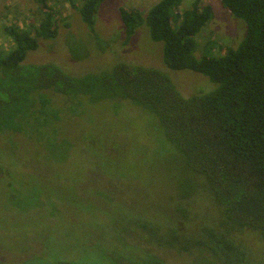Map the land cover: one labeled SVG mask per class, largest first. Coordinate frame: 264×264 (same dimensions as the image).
I'll return each mask as SVG.
<instances>
[{"label":"trees","instance_id":"trees-1","mask_svg":"<svg viewBox=\"0 0 264 264\" xmlns=\"http://www.w3.org/2000/svg\"><path fill=\"white\" fill-rule=\"evenodd\" d=\"M35 1L43 12L37 25L5 27L13 46L0 52V148L3 140L15 148L42 140L43 134L47 140L46 128L65 117V106L108 101L123 109L141 107L156 117L160 146L177 166L165 184L172 195L168 220L148 211L135 214L129 224L128 242L146 256L134 264H173L143 243L179 258L190 255L191 264H264V0H220L246 27L239 44L220 54H195L196 36L213 17L211 6L200 0L182 9V0H159L145 13L120 8L121 46L144 24L151 39L162 43L164 68L120 56L78 73L55 62H27L42 40L59 36L53 0ZM102 1L69 0L98 41L95 14ZM184 70L208 77L213 85L183 95L170 71ZM6 169L0 166V174ZM138 174L132 169L118 177L140 183ZM154 182L144 180L146 186ZM108 190L120 200L115 189ZM201 205L212 211H202ZM115 258L128 264L127 258Z\"/></svg>","mask_w":264,"mask_h":264},{"label":"rangeland","instance_id":"rangeland-1","mask_svg":"<svg viewBox=\"0 0 264 264\" xmlns=\"http://www.w3.org/2000/svg\"><path fill=\"white\" fill-rule=\"evenodd\" d=\"M158 1L103 0L95 14L98 41L93 40L69 0H53L59 36L42 40L26 60L55 62L72 73L96 69V65L110 64L120 56L164 68L162 43L151 39L144 24L127 45L120 44L124 25L119 9L145 13ZM193 1L182 0L180 9L189 8ZM200 1L211 6L213 17L196 36L195 54H220L238 45L246 33L244 22L231 15L220 0ZM42 17L35 0H0V52L13 46L6 26L30 28ZM170 77L183 95L213 85L208 77L190 70L170 71ZM67 108L63 119L46 128L47 140L43 134L42 140L36 138L16 148L3 140L0 166L7 171L0 174V264H17L23 258L19 264H56L59 260L120 263L118 258L111 260L114 254L127 258L128 264L144 260L142 249L129 243V224L135 214L146 215L148 211L162 221L168 220L172 195L165 184L168 171L177 166L160 146L162 135L156 117L141 107L123 109L108 101ZM116 126L121 131L118 135ZM132 169L139 170L140 183L118 177ZM153 179L156 182L151 185L144 184V180ZM108 189H115L120 200ZM200 208L212 211L210 206L209 210L205 205ZM143 244L173 264H191L190 255L179 258L172 251L164 253Z\"/></svg>","mask_w":264,"mask_h":264}]
</instances>
